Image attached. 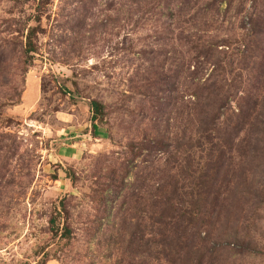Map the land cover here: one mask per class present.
I'll return each instance as SVG.
<instances>
[{
    "label": "rangeland",
    "instance_id": "374dc122",
    "mask_svg": "<svg viewBox=\"0 0 264 264\" xmlns=\"http://www.w3.org/2000/svg\"><path fill=\"white\" fill-rule=\"evenodd\" d=\"M185 1L178 13L182 0H0V264H115L125 241L109 239L116 207L107 218L100 192L111 168L120 179L126 142L139 140L155 116V101L140 109L143 95L133 87L150 52L167 51L160 58L182 91L193 77L222 80L228 65L244 89H261L264 103V0ZM250 23L262 31L250 35ZM28 27L36 51L25 67ZM180 35L213 41V55L204 62L180 46ZM93 98L107 105L97 136ZM257 112L251 133L240 134L249 144L232 159L219 218L192 236L202 264H264V105ZM127 220L131 229L137 219Z\"/></svg>",
    "mask_w": 264,
    "mask_h": 264
},
{
    "label": "trees",
    "instance_id": "16d2710c",
    "mask_svg": "<svg viewBox=\"0 0 264 264\" xmlns=\"http://www.w3.org/2000/svg\"><path fill=\"white\" fill-rule=\"evenodd\" d=\"M182 1L185 4L178 7V13L188 5ZM250 24V35L262 31L256 30L255 23ZM76 25L74 21L70 23L72 29ZM35 31L33 27L27 29L23 50L25 67L36 51ZM179 31L181 34L182 30ZM179 40L180 46H190L204 62L213 55L215 43L208 38L200 36L190 40L189 36L180 35ZM172 46L176 51V46ZM166 52L163 48L150 52L148 65L140 73L141 81L133 86L134 91H141L143 95L140 109L144 108L143 102L155 101V116L150 126L142 130L139 140L131 137L126 142L131 155L121 163L120 179L116 180L115 170L111 168L108 172L111 180L100 192L101 198L110 205L105 210L107 218L116 207L109 239L113 243L125 241L115 264H202L204 255L194 259L192 254V236H200L202 226L207 229L219 218L224 204L223 186L234 171L232 159L236 152L246 156L243 147L249 144L248 135L241 138L240 134L251 133L250 128L260 114L257 108L264 105L261 89H244L246 81L243 84L240 77L227 70L228 65H222L227 73L223 79L219 78L222 80L201 81L193 77L192 89L182 91L169 81L171 68L166 69V61L160 58ZM247 84L253 85L250 80ZM89 104L91 132L97 136L100 123L107 115V105L97 98ZM138 113L146 119L144 113ZM221 116L224 118L220 120ZM179 126L180 134H169L170 128ZM190 129L195 131V136L187 137ZM139 156L140 161L135 162ZM127 177L131 180H126ZM120 212H123L119 214L121 218ZM125 213L137 219L131 229L127 220L131 216ZM49 222L57 234L54 218ZM70 234V227L63 225L60 237L68 240Z\"/></svg>",
    "mask_w": 264,
    "mask_h": 264
}]
</instances>
